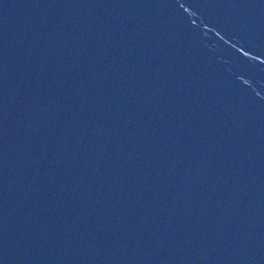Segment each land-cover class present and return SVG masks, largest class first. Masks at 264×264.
I'll list each match as a JSON object with an SVG mask.
<instances>
[{
	"label": "water",
	"instance_id": "obj_1",
	"mask_svg": "<svg viewBox=\"0 0 264 264\" xmlns=\"http://www.w3.org/2000/svg\"><path fill=\"white\" fill-rule=\"evenodd\" d=\"M0 264H264V0H0Z\"/></svg>",
	"mask_w": 264,
	"mask_h": 264
}]
</instances>
